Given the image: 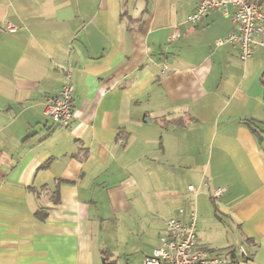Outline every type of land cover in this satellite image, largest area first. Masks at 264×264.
I'll return each mask as SVG.
<instances>
[{
	"label": "crops",
	"instance_id": "1",
	"mask_svg": "<svg viewBox=\"0 0 264 264\" xmlns=\"http://www.w3.org/2000/svg\"><path fill=\"white\" fill-rule=\"evenodd\" d=\"M198 1L0 0V264H142L192 210L196 248L264 264V45Z\"/></svg>",
	"mask_w": 264,
	"mask_h": 264
},
{
	"label": "built area",
	"instance_id": "2",
	"mask_svg": "<svg viewBox=\"0 0 264 264\" xmlns=\"http://www.w3.org/2000/svg\"><path fill=\"white\" fill-rule=\"evenodd\" d=\"M228 7H232L231 12ZM212 8H219L229 15L234 29L224 38L215 40L216 45L225 42L234 43L239 49V58L246 60L255 47L264 45V7L256 0H199L194 11L187 17V22H199ZM6 29L14 31L15 27L6 24ZM73 84L71 71L65 69V81L60 90L44 105V115L56 126H68L75 117L72 105ZM195 193L193 185L188 186ZM225 187H216L211 197L219 198ZM184 213L180 210V214ZM239 250L244 258L248 255L243 247ZM243 260L219 253L196 248V213L191 211L187 221L170 217L165 222V231L159 243L153 247L150 255L143 258L142 264H238Z\"/></svg>",
	"mask_w": 264,
	"mask_h": 264
},
{
	"label": "trees",
	"instance_id": "3",
	"mask_svg": "<svg viewBox=\"0 0 264 264\" xmlns=\"http://www.w3.org/2000/svg\"><path fill=\"white\" fill-rule=\"evenodd\" d=\"M260 80H261V84H262V86H263V101H264V71H263V73H262V75H261Z\"/></svg>",
	"mask_w": 264,
	"mask_h": 264
}]
</instances>
